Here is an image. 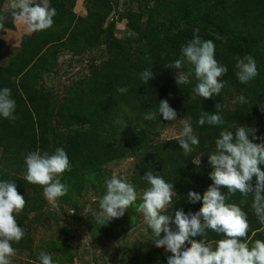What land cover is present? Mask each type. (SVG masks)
<instances>
[{
    "label": "trees",
    "instance_id": "obj_1",
    "mask_svg": "<svg viewBox=\"0 0 264 264\" xmlns=\"http://www.w3.org/2000/svg\"><path fill=\"white\" fill-rule=\"evenodd\" d=\"M76 1L49 0L50 6L57 9L53 24L56 27L24 37L18 52L6 64H0V89L12 90L19 117L13 122L0 116V181L14 182L27 202L16 217L18 226L27 218L36 187L24 178L25 156L37 149L51 154L63 148L71 170L60 175L61 182L69 185L72 179H79L81 183L90 177L96 189L105 176L109 177L106 167L110 163L130 157L131 182L138 183V188L150 187L144 179L149 171L174 184L176 194L167 214L174 217V211L179 209L185 213L198 211L203 206V194L213 184L208 155L215 151L219 133L246 125L256 129L258 139L253 142L264 143V0H126L136 10L124 15V39L113 38L112 30L104 28L116 0H86V16L82 18L72 12ZM4 3L0 0V17ZM197 28L202 39L214 42L215 58L228 68L220 78L225 82L223 89L210 99L193 92L199 81L192 65L168 68L181 58L182 47ZM82 30L90 36L80 41L78 34ZM91 44L104 46L106 57L93 67L88 79L76 84L63 99L43 87L42 76L55 67L60 49H78L82 45L84 49ZM248 55L255 59L258 75L241 84L235 75V58ZM146 68L155 73L147 84L140 78ZM189 70H193L190 83L178 85L176 72ZM118 88L127 91L120 92ZM241 96L246 102L240 101ZM165 99L177 111V120H164L159 114L160 100ZM217 104L221 105L219 113L225 124L198 125L200 113H215ZM150 111H156L155 119L145 120L144 115ZM180 119L191 124L200 140L199 146L187 155L178 140L160 138L164 127ZM232 131L235 134L236 128ZM202 154L205 159L197 165L194 161ZM261 168L264 170V165ZM256 180L254 176L253 186ZM190 191L198 192L201 200L191 202ZM221 192L227 194L228 189L222 186ZM241 199L236 192L231 202L240 204ZM251 204L249 195L247 202L240 205L249 217L248 239L264 240V225ZM170 226L175 230L174 223ZM143 228L146 237L133 254L136 259L141 255L143 262L135 264H167L173 254L166 247L155 246L157 237L146 222ZM207 238L212 242L223 237L209 230ZM149 244L153 250L143 253ZM185 247L190 244L186 242Z\"/></svg>",
    "mask_w": 264,
    "mask_h": 264
},
{
    "label": "clouds",
    "instance_id": "obj_2",
    "mask_svg": "<svg viewBox=\"0 0 264 264\" xmlns=\"http://www.w3.org/2000/svg\"><path fill=\"white\" fill-rule=\"evenodd\" d=\"M9 7L14 21L32 32L51 28L58 14L57 9L50 6L49 0H10ZM2 21L3 17H0V29L4 27ZM198 33L197 28L193 38L182 47L181 58L168 68L181 69L185 63L192 65L199 81L193 92L210 99L223 89L225 82L220 78L228 72V68L215 58L214 42L202 39ZM145 59L150 62L149 57ZM235 59V75L241 84H247L258 75L257 64L252 56H237ZM192 75L193 70L176 72V83L188 84ZM154 76L152 68L140 73V78L146 84ZM118 91L125 92L127 89L118 88ZM239 99L246 102L243 96ZM220 107V104L216 105L215 113L201 112L198 125L203 126L207 122L209 125L223 126L225 121L219 113ZM158 112L164 120H177L178 113L167 99L160 100ZM15 113L16 101L12 97V90L8 87L0 89V116L14 122L19 119ZM155 117L156 111H150L143 118L154 120ZM234 127L235 134L232 131ZM234 127L231 130L225 128L219 133L215 151L208 155L213 169L210 173L213 184L203 194V206L198 211L185 213L179 209L174 211V217L173 214H167L176 194L174 184L152 171L144 176L150 187L143 192L142 202L136 211L143 214L144 221L157 237L153 242L155 246L166 247L173 254L168 257L167 264H264V240L248 239L249 217L240 206L251 195L254 214L264 225V170L261 168L264 165V143L253 142L258 139L256 129L246 125ZM176 140L186 155L200 144L193 127L186 122ZM25 164L24 178L31 184L43 187L44 196L50 202H55L69 192L70 186L58 179L64 172L71 170L70 159L63 148H56L51 154L39 149L31 151L25 156ZM254 176L257 178L255 186L252 184ZM222 186L228 189L227 194L221 192ZM106 188V194L99 201L100 213L96 219L108 222L125 214L137 201V192L131 182L115 173L106 180ZM236 192L241 194L240 204L231 202ZM188 196L193 203L201 200V195L195 191H190ZM26 203L14 182L0 181V264H12V257L17 252L13 242L19 243L26 234L16 219ZM173 223L175 230L170 226ZM209 230L223 238L210 242L207 238ZM186 242L190 247H185ZM40 264H54L52 255L41 252Z\"/></svg>",
    "mask_w": 264,
    "mask_h": 264
},
{
    "label": "rangeland",
    "instance_id": "obj_3",
    "mask_svg": "<svg viewBox=\"0 0 264 264\" xmlns=\"http://www.w3.org/2000/svg\"><path fill=\"white\" fill-rule=\"evenodd\" d=\"M9 5L10 0H5L2 15L4 27L0 29V64L2 65L18 52L22 39L33 33L14 21ZM114 6L110 12L105 10L108 11L109 16L105 20L104 28L112 30L113 38L124 39L126 30L124 15L136 9L128 6L126 0H116ZM86 7V0H77L72 12L76 18L85 17ZM54 27L56 26L53 25L52 28ZM78 35L80 41L90 36L85 30ZM105 57V47L94 44L84 49L83 45L78 49H60L56 56L55 67L42 76L43 87L54 96L63 99L76 84L88 79L93 67L100 64ZM185 122L184 119H180L168 124L161 132V140L176 139ZM204 159L205 154H202L195 162L201 163ZM106 172L109 177L105 176L98 185L99 190L90 183V177H86L81 183L79 179H72L69 182L71 186L69 192L55 202L46 199L43 187L35 184L25 214L27 218L21 225L26 230V234L19 243H13L17 252L12 257V264H40L41 252L51 254L54 264L143 262L141 255L136 259L133 254L146 237L143 214L136 211L139 203L142 202L145 190L138 188V183L131 182L133 172L130 157L110 163L106 167ZM114 173L134 185L137 201L120 218L108 222L97 220L96 217L100 213L99 201L107 191L106 180ZM151 250L153 247L149 244L143 253L147 254Z\"/></svg>",
    "mask_w": 264,
    "mask_h": 264
}]
</instances>
